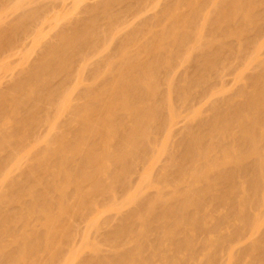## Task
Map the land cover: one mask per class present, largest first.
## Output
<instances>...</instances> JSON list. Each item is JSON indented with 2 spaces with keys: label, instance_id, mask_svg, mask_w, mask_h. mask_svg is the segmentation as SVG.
I'll use <instances>...</instances> for the list:
<instances>
[{
  "label": "bare ground",
  "instance_id": "1",
  "mask_svg": "<svg viewBox=\"0 0 264 264\" xmlns=\"http://www.w3.org/2000/svg\"><path fill=\"white\" fill-rule=\"evenodd\" d=\"M86 1L0 0V264H166L172 239L191 264L192 233L207 264H264L246 215L223 243L208 193L259 206L264 0Z\"/></svg>",
  "mask_w": 264,
  "mask_h": 264
},
{
  "label": "rangeland",
  "instance_id": "2",
  "mask_svg": "<svg viewBox=\"0 0 264 264\" xmlns=\"http://www.w3.org/2000/svg\"><path fill=\"white\" fill-rule=\"evenodd\" d=\"M88 2V0L86 1ZM188 63V60H183V61H179L175 64V66H180V69H182L184 66H186ZM244 72H247V69H244ZM212 98V96L210 97ZM233 147H235V144L232 143L231 141L229 143L226 144V149L220 151H214L212 152V154L210 155V159L212 160V162H220V168L221 171H226L229 167L230 164L232 163L230 160V158H228V156L226 157V152L228 149L231 150ZM243 153H239L237 156L238 158H240L242 156ZM235 164L237 165H242V163L240 161L236 162ZM233 165V164H232ZM231 165V166H232ZM264 175V173H263ZM148 178V176H146L145 178L142 179V185L143 190H141V194L143 196H145V192L149 191L150 188L147 186L146 179ZM241 186V185H240ZM243 193L241 187L240 190L236 193L233 190H230L228 192H226L225 194H223L221 189L218 188H212L209 190V196L211 197V199H217L219 198H225L226 202L225 205H221L220 203L217 204V206L219 207V211L224 214V218L222 221V223L220 224V227L218 228L217 232H221L222 236H221V240L223 241V243H226L228 246H232V247H237V246H241L244 243V240H246L243 235H245V227L240 228V229H236V227H233L231 225V221H233V218H238L242 215H246L248 217V221L247 224L245 226H251L253 227V234L254 236H256L259 239H264V180H263V184L260 186L258 185V187L253 191V195L255 198L259 199V206L255 205V206H247V207H242V206H238L237 204H235L233 201L229 204H226L229 200H234L238 195V193ZM263 194V195H262ZM161 209V205H155L152 206L150 208V210L147 213V218H152L155 215L160 213ZM109 211H106V213H108ZM237 231L238 237L233 239L231 236V233ZM94 235H95V230H85L82 234L78 235L76 240H75V244H77L78 242H80V248L78 249V251L76 252V256L77 259L81 258L82 255L85 252V247L86 245L90 244L93 239H94ZM199 235V236H197ZM197 236V237H196ZM191 239L194 238L195 241V247L197 249V253H199L198 256H191V264H207L206 262V253L208 254V252L210 251L209 247H205V242L206 239H212L213 237L210 236V234L206 235H201V233H192ZM172 239V238H171ZM172 241L174 242L173 245H169L168 244V240H164L162 242V245L168 246V251L167 253H161L160 251L155 254V256L153 257V259L156 261L158 260H164L163 258H165V262L167 264L168 262V258L171 257L170 262L172 264H175L179 261V259L177 257L172 258V252L176 249L177 247V240L176 239H172ZM78 244V246H79ZM149 256L148 253L145 252L144 254V258H147ZM164 262V261H163ZM120 264H124L123 262H120ZM214 264V263H211ZM228 264H234L233 262H230ZM251 264V263H250Z\"/></svg>",
  "mask_w": 264,
  "mask_h": 264
}]
</instances>
